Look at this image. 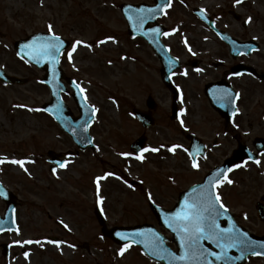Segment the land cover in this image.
Instances as JSON below:
<instances>
[{
    "label": "rangeland",
    "instance_id": "obj_1",
    "mask_svg": "<svg viewBox=\"0 0 264 264\" xmlns=\"http://www.w3.org/2000/svg\"><path fill=\"white\" fill-rule=\"evenodd\" d=\"M201 1L197 0L196 4ZM206 1L205 10L217 24L220 22V29L240 40L259 44V50L251 59L243 61L252 62L257 70L264 72V0H242L240 4H235L234 0ZM43 2L0 0V68L8 74L32 75L27 85L0 84V157L7 158L0 163V184L15 197L19 230V234L16 231L0 236V245H10L9 258L4 259L0 253V264H153L133 246L119 255V249L125 246L104 237L94 216L95 209L101 210L109 229L153 224L148 196L152 197L158 188L166 189L163 187L167 185L186 186L192 178L185 165L184 170L177 167L178 162H175L176 173L171 174L172 162L168 159L140 161L122 155L127 150L126 132L135 131L136 125L128 111L144 108L148 94H153L154 100L159 98L160 103H157L166 110L160 97L162 89L153 75V59L145 44L126 34L122 18L117 11L109 9L106 0ZM228 12L236 13L239 22ZM249 17L251 21L242 28L241 22ZM49 24L55 34L71 41L69 51L76 40L92 45L91 49L78 45L72 62L67 52L65 72H71L70 69L75 72L77 84L86 90L87 103L98 109L89 130L96 152L79 153L67 160L63 170L55 172L48 170L46 153H73L75 147L45 113L28 110L40 109L49 101V92L40 84L39 71L27 69L13 50L14 42L35 32L48 31ZM109 36L116 42L107 41L97 46L98 41ZM164 39L189 53L202 51L195 57L211 60L222 57L225 62L230 59L219 38L205 26L176 29L168 32ZM185 41H191L195 49ZM76 54H79L77 59ZM181 57L187 58L186 55ZM243 82L241 89L259 88L249 79ZM63 100L73 115H78L71 97L63 95ZM13 159L24 160L27 171L9 162ZM105 173L113 175L100 182L97 193L95 178ZM130 182L135 183L134 186L129 187ZM98 196L102 197L99 204ZM4 209L5 204L0 200V216ZM54 237L63 242L59 247L47 241ZM25 240L34 243L23 246L14 243ZM22 251L29 252L27 259Z\"/></svg>",
    "mask_w": 264,
    "mask_h": 264
},
{
    "label": "flooded vegetation",
    "instance_id": "obj_2",
    "mask_svg": "<svg viewBox=\"0 0 264 264\" xmlns=\"http://www.w3.org/2000/svg\"><path fill=\"white\" fill-rule=\"evenodd\" d=\"M205 1L202 0L196 4L197 0H183V2L172 0L171 7H166L160 17L153 21H145L142 27L150 31L158 28L162 33L171 32L173 29L192 27L193 25L205 26L212 32L220 30V22L217 24L214 17L205 10L207 7V1ZM106 2L109 9L112 8L117 11L121 18L123 6L135 7L138 11L141 8L154 9L158 5L164 6L166 4V0H106ZM228 14L236 22H239L240 17L236 13L228 12ZM203 17L208 20L211 26ZM122 20L125 24V20L123 18ZM241 27H247L245 21L241 22ZM43 32L49 33L46 30ZM164 38L166 35L162 34L161 44L166 49L168 56L164 57L166 64L163 66L159 57L150 50L144 39L137 37L143 45L146 44L147 52L153 59V75L160 84L159 88L162 89L160 97L163 99L162 104L167 111L161 109L160 104H158L160 99L154 100L153 94H148L144 108L140 106L128 111L127 114L130 115L136 125L135 131L126 132L128 134L125 140L127 150L123 153H130L127 157L132 159L137 155H143L146 160L155 158L166 161L168 159L172 162L171 174L176 173L175 165L177 163L175 164V162H178L177 167L184 170L185 165L188 176L192 178L186 186L167 185L163 187L166 189L159 190L158 188L152 194V199H147V204L153 203L161 209L172 210L179 201L181 194L195 184L201 183L212 168L220 166L226 161L237 160L238 163L235 165L241 166L235 167L233 165L232 171L227 174L233 183H224L217 189L222 202L228 209L218 222L222 228H227L229 224H235L237 229L241 228L250 236L264 239V88L261 89L264 86V72L257 70L252 62L247 61L255 52L232 57L229 55L225 43L221 41L227 50L229 61L225 62L222 57L211 60L195 57L196 54H202L200 50L189 53L171 45ZM238 42L244 43L246 40L239 39ZM69 44L70 48V41ZM187 44L195 49L191 41ZM69 48L60 55L59 67L64 77L76 79L75 72L71 69L70 71L73 73L65 72V68H67L65 55ZM183 55H186L187 58L182 59L181 56ZM171 58H174V61L177 60L178 67L171 71L170 83L166 84L162 80V74L167 75L175 65V62L172 64ZM244 59H247L246 62L243 61ZM145 65V63L141 64L147 69ZM28 68L39 71L27 65ZM185 72L186 75H184ZM39 74L38 79L44 77L47 74L46 67L39 71ZM31 76L20 77L24 78L25 85H27ZM244 79H249L256 85L255 87L259 88L241 89V86L244 85ZM44 87L47 89L46 86ZM224 91L231 92L232 95L222 100L220 97ZM236 93H239L238 97ZM25 94H27V89ZM237 108L239 109L238 113L235 111ZM135 109L144 113L145 117L151 120L149 126H145L147 121L140 123L134 118L132 113ZM159 118H163V120H158ZM181 121H183V126H181ZM133 134L134 136H132ZM137 140L142 141L141 154H137L132 148L133 143ZM161 145L164 147L161 148ZM172 145H182L183 147L177 148L173 154L167 150ZM145 148L149 151L144 152L143 149ZM152 148H158L159 151L152 152ZM184 149H188V151L186 152ZM95 151L96 147L92 152ZM189 153H193L197 163L201 166L200 168L191 167ZM75 155L78 156V154ZM253 155L255 156L254 161L260 160L259 165L250 161L249 156L253 157ZM46 164L49 172L59 170L55 167L52 168L47 161ZM134 184L130 182L131 186ZM152 217L153 224H149H152L156 232L164 239L166 247L177 252L178 248L174 243L175 234L164 226L160 219L153 215ZM202 243L206 244V240ZM207 248L219 252V249H215L212 245H207ZM232 254L234 255L233 250ZM257 262L264 264V258L249 257L245 264Z\"/></svg>",
    "mask_w": 264,
    "mask_h": 264
},
{
    "label": "snow or ice",
    "instance_id": "obj_3",
    "mask_svg": "<svg viewBox=\"0 0 264 264\" xmlns=\"http://www.w3.org/2000/svg\"><path fill=\"white\" fill-rule=\"evenodd\" d=\"M171 2L172 0H166V4L164 6L158 5L157 9H138L137 23L142 26L146 20L153 18V15L157 10L163 12L164 7H171ZM181 2H183V0H181ZM234 3L240 4L242 3V0H234ZM128 19L131 21L133 18L129 16ZM250 21L251 17H249L245 23ZM173 31H176V29H173ZM48 32L50 34L48 37H37L31 43L24 45L22 51H24V56H28L29 59L35 60L37 63L47 61L52 65V71L53 74H55V66L59 63V57L61 55L62 49L64 48V42L53 32V27L51 24L48 25ZM152 32L158 33L159 29H152ZM163 34L168 35V33ZM107 41H112L113 43L116 42L114 37L109 36L104 40L98 41L97 46L99 44L106 43ZM185 44L187 45V41H185ZM78 45H83L84 47H88L90 49L92 48V45L85 41H74L71 50L67 53L69 62H72L73 53L76 52ZM189 51H191L190 48ZM24 56H21V59H24ZM121 59H124V57H121ZM25 62L27 63L28 61L25 60ZM109 63H111V61H109ZM197 71L200 70L197 69ZM186 74L187 73L185 72L184 75ZM73 84H75L78 92L82 94V99H84L85 105L87 106V97L83 95L86 90L80 87V85L75 81H73ZM231 95V92L224 91L220 99H227ZM236 96L238 97L239 93H236ZM17 107L27 106L17 105ZM90 107L92 115L95 116V113L98 111V109H96L95 106ZM28 110L39 111L40 109L29 108ZM57 110H59V108ZM235 111L238 113L239 109L237 108ZM181 126H183V121H181ZM85 131H87L86 127ZM89 143H91V141H89ZM160 147L163 148L164 146L161 145ZM182 147V145H172L167 150L174 154L177 148ZM143 151L147 152L149 149L145 148ZM151 151L157 152L159 149L152 148ZM184 151L187 152L188 149H184ZM122 155L127 157L130 155V153H123ZM189 156L191 159V167L194 169L199 168V164L197 163L193 153H189ZM135 158L137 160L143 161L145 157L143 155H137ZM249 159H252V157L249 156ZM6 160V157H0V163H4ZM9 162L12 164H17L23 168L24 171H27V169L24 168V160L13 159ZM254 162L257 165L261 163L259 159L255 160ZM64 166V162H61L60 167ZM240 166L241 165H235V167ZM231 171V167L227 169H218L215 173L211 174L207 178L206 183L194 187L191 191V194H189L187 199L176 211L166 214L164 223L175 234L178 240L180 254L177 255L176 253L172 252L165 246L164 239L159 234L152 232L151 240L145 243V247L150 250L151 255L157 257L158 259H167L169 264H213V261L209 259V257H213L216 261H224L225 264H227L228 261H232L234 259L228 255V250L231 248H238L241 253V258H243L246 254H250L252 256H264V247L258 251L256 242L248 238L247 232H240L236 229L235 224H229L227 228H222L218 222L219 218L223 216L228 211V209L222 202V198L217 189L220 188L224 183H233V181L227 177V173ZM112 175L113 173H105L103 176H98L95 178L94 182L96 184L97 193H99L100 190V182ZM117 178L119 179V177ZM129 187H131V185H129ZM3 195H5V190L2 186H0V196ZM148 199H152L151 195L148 196ZM101 200L102 197L98 196L97 203L99 204ZM64 227L68 228V225L64 224ZM3 230L4 229L0 227V231ZM17 234H19L18 229ZM116 235L125 240L129 239L127 236H124L121 233H117ZM136 235L144 236L145 234L137 233ZM205 240L214 243L216 248L219 249V252L211 251L208 248H205L201 243ZM14 243L23 246L26 244H32L34 241L25 240L15 241ZM35 243L40 242L35 241ZM49 243L56 244L59 247V245L63 242L49 241ZM69 246L72 247V245ZM128 246L129 245H125V247L119 249L118 254L122 255ZM23 255L27 259L29 257V252L25 251Z\"/></svg>",
    "mask_w": 264,
    "mask_h": 264
},
{
    "label": "water",
    "instance_id": "obj_4",
    "mask_svg": "<svg viewBox=\"0 0 264 264\" xmlns=\"http://www.w3.org/2000/svg\"><path fill=\"white\" fill-rule=\"evenodd\" d=\"M157 9V8H154ZM123 15L127 21L128 24V32L129 35L131 36H142L146 39L152 50L157 53V55L163 59L165 55L167 54L165 49L160 45L159 43V37L161 35V32L159 31L158 33H154L152 31H148V29L145 28V30H138V23H137V16H138V11L136 8H132V11H129V9L123 7L122 8ZM162 12L157 10L152 19H155L159 15H161ZM131 16L133 19L130 21L128 17ZM222 39H224L228 45H229V50L231 55H235L237 52H243L246 50H251L255 48L256 46L254 45H241L235 42L233 39L227 37L225 34H219ZM49 35L45 34H35L32 36H29L26 40H21L19 42H16L14 44V49L16 52V55L21 59V56H24V51L22 49L24 48V45L31 43L34 39L37 37H48ZM64 42V41H63ZM66 48V44L64 42V48ZM62 49V50H63ZM19 53V55H18ZM23 61L27 60L28 64L34 65L37 68L44 69V66L47 67V74L46 76L42 79V83L46 84L50 90V96L51 100L50 102L44 104L41 109L45 113L51 116V118L57 123L59 128L68 134V136L71 138L73 143L78 147L79 150L83 151L86 148H92V138L89 135V127L94 119V116L92 115L91 112V107L87 104L85 105L84 99H82V94L78 92V90L75 87V84H73V81L66 79L65 82L70 86L72 89V98L73 101L78 108L79 111V117L78 118H71V112L67 105L63 102L61 94L62 93H67V90L65 89L64 85L61 83L60 79L62 78L61 71L59 69L58 64L55 66V74H53L52 71V65L49 64L47 61L37 63L35 60L29 59L28 56H24ZM163 80H166V77L162 76ZM169 78V77H167ZM0 82L2 84H18L22 85L23 80L17 79L15 77H10L6 75L1 69H0ZM59 108V110H57ZM137 116L141 121H146V117L138 113ZM87 122V123H85ZM85 127L87 128V131H85ZM91 141V143H89ZM140 142H137L135 144V147H139ZM49 157H53V153L48 154ZM254 157V156H253ZM52 159V158H51ZM237 160H230L226 161L225 164L222 167H217L213 171H211L208 176L206 177L205 181L202 183H206L207 178L215 173L218 169H227L231 167ZM60 165V164H59ZM1 186V185H0ZM194 188V187H193ZM189 189L187 192H185L181 198L179 203L176 205V207L172 211H163L159 209L156 206L151 205L150 208L152 212L154 213L155 216H157L158 219H160L161 223L165 225L164 223V218L167 213L174 212L176 211L180 205L187 199L188 195L191 193L192 189ZM5 190V189H4ZM0 199L6 204V209L4 211V216L0 218V227H2L4 230L0 231V234L6 231H12L15 232L17 230L16 224H15V202H14V197L7 191L5 190V195L0 196ZM95 216L97 218L98 223L102 227V233L104 236L109 237L112 239L114 242L118 244H124V243H129L132 245H137L141 248L143 253L150 258L151 260L159 263V264H169V261L167 259H158L157 257L153 256L150 254V250L145 247V243L151 240V233L155 232L153 228L149 225H138L134 227H115L110 230H108L105 226V221L103 218L102 213L96 209L95 210ZM14 221V222H13ZM237 229V227H236ZM240 232H245L242 229H237ZM117 233H121L124 236H127L129 239L125 240L122 239L120 236H117ZM137 233H144V236H138L136 235ZM248 238L255 241L257 245V250H261L262 247H264V240L263 239H257L254 238L250 235H248ZM175 243L178 246L179 249V244L178 240H174ZM203 242V241H202ZM201 242V243H202ZM205 248H207V245H212L215 249L216 246L214 243H211L206 240V244L202 243ZM232 249L234 251V255L231 253ZM217 252V251H216ZM9 254L8 252V246L3 245L2 246V255L4 257H7ZM180 254V249L177 253V255ZM228 255L233 257L234 259L232 261H228L227 264H244L248 256H252L250 254H246L243 258H241V253L238 248H231L228 250ZM264 257V256H263ZM213 261V264H225L224 261H216L213 257H209Z\"/></svg>",
    "mask_w": 264,
    "mask_h": 264
},
{
    "label": "bare ground",
    "instance_id": "obj_5",
    "mask_svg": "<svg viewBox=\"0 0 264 264\" xmlns=\"http://www.w3.org/2000/svg\"><path fill=\"white\" fill-rule=\"evenodd\" d=\"M205 2H206V1H205ZM43 3L46 4V0H44ZM44 4H43V5H44ZM78 57H79V54H76L74 58L77 59ZM63 264H65V263H63Z\"/></svg>",
    "mask_w": 264,
    "mask_h": 264
}]
</instances>
